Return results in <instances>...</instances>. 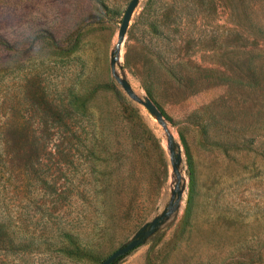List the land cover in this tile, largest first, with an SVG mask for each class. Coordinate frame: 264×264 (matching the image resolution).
Returning <instances> with one entry per match:
<instances>
[{
	"label": "rangeland",
	"instance_id": "rangeland-1",
	"mask_svg": "<svg viewBox=\"0 0 264 264\" xmlns=\"http://www.w3.org/2000/svg\"><path fill=\"white\" fill-rule=\"evenodd\" d=\"M129 1L0 0V264H98L134 237L110 264H264V111L219 77L148 93L146 0L117 40ZM223 31L208 59L234 73Z\"/></svg>",
	"mask_w": 264,
	"mask_h": 264
},
{
	"label": "trees",
	"instance_id": "trees-1",
	"mask_svg": "<svg viewBox=\"0 0 264 264\" xmlns=\"http://www.w3.org/2000/svg\"><path fill=\"white\" fill-rule=\"evenodd\" d=\"M140 25V81L148 93L158 79L187 94L219 77L236 88L238 112L264 111V0H146ZM224 28L243 36L230 44L248 53L234 73L208 59L224 44Z\"/></svg>",
	"mask_w": 264,
	"mask_h": 264
},
{
	"label": "water",
	"instance_id": "water-1",
	"mask_svg": "<svg viewBox=\"0 0 264 264\" xmlns=\"http://www.w3.org/2000/svg\"><path fill=\"white\" fill-rule=\"evenodd\" d=\"M138 0H130L124 10L120 25H119V30H118V35H117V40L118 42H121L122 39L124 38L125 32L127 30L128 22L131 17L132 11L134 7L136 6ZM113 67V65H112ZM124 86L127 88L128 84L125 81ZM142 102L151 110L154 111V104L151 101L149 97H146L145 100L142 99ZM157 115H159L158 112H156ZM140 242V239L138 237H134L124 245H121L111 251L105 258H103L98 264H110L115 258H117L119 255L133 249L136 247Z\"/></svg>",
	"mask_w": 264,
	"mask_h": 264
}]
</instances>
